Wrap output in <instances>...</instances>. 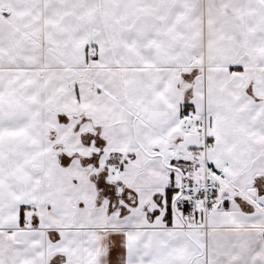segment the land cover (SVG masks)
<instances>
[{"label": "snow or ice", "instance_id": "snow-or-ice-1", "mask_svg": "<svg viewBox=\"0 0 264 264\" xmlns=\"http://www.w3.org/2000/svg\"><path fill=\"white\" fill-rule=\"evenodd\" d=\"M0 264H264V0H0Z\"/></svg>", "mask_w": 264, "mask_h": 264}]
</instances>
